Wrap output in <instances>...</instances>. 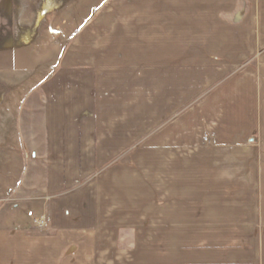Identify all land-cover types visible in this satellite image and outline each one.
I'll return each instance as SVG.
<instances>
[{"label": "crops", "instance_id": "1", "mask_svg": "<svg viewBox=\"0 0 264 264\" xmlns=\"http://www.w3.org/2000/svg\"><path fill=\"white\" fill-rule=\"evenodd\" d=\"M100 1L0 56V264H264V0Z\"/></svg>", "mask_w": 264, "mask_h": 264}, {"label": "rangeland", "instance_id": "2", "mask_svg": "<svg viewBox=\"0 0 264 264\" xmlns=\"http://www.w3.org/2000/svg\"><path fill=\"white\" fill-rule=\"evenodd\" d=\"M78 1L0 0V56L3 57L8 53L4 51L11 49L12 53L5 56L4 64L9 65V72L14 77L26 78L31 76L33 71L38 72L41 80L45 77L46 67L59 53L57 50L66 49L76 32L86 23L80 19H64L67 16L66 14L64 17L65 11H74ZM109 1L104 0L105 5ZM99 4L102 5L103 1L88 0V16L101 7ZM32 64L36 69L31 68ZM1 88L3 87L0 86ZM27 89L28 87H25L24 92ZM6 92L14 93L8 90ZM4 109L5 107L2 108L0 116Z\"/></svg>", "mask_w": 264, "mask_h": 264}, {"label": "built area", "instance_id": "3", "mask_svg": "<svg viewBox=\"0 0 264 264\" xmlns=\"http://www.w3.org/2000/svg\"><path fill=\"white\" fill-rule=\"evenodd\" d=\"M211 141V138L209 136H207L205 139H204V142L206 144H209ZM33 228L36 232H39V233H44L47 231L48 229V221L45 217H41L39 219H35L33 221Z\"/></svg>", "mask_w": 264, "mask_h": 264}]
</instances>
